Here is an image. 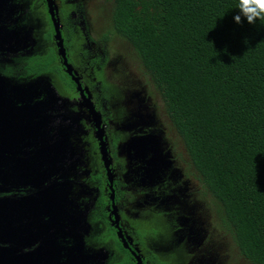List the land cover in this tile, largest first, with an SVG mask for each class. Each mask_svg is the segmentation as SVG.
Here are the masks:
<instances>
[{"label":"flooded vegetation","instance_id":"obj_1","mask_svg":"<svg viewBox=\"0 0 264 264\" xmlns=\"http://www.w3.org/2000/svg\"><path fill=\"white\" fill-rule=\"evenodd\" d=\"M0 9V37L19 32L13 47L0 41V74L19 84L48 79L63 101L64 119L55 125L80 118L70 135L67 177L52 174L45 184L68 181L75 203L63 231L55 230L54 264H253L152 75L116 31L114 1L0 0ZM36 192L24 186L0 198ZM43 251L37 238L25 253Z\"/></svg>","mask_w":264,"mask_h":264},{"label":"trees","instance_id":"obj_2","mask_svg":"<svg viewBox=\"0 0 264 264\" xmlns=\"http://www.w3.org/2000/svg\"><path fill=\"white\" fill-rule=\"evenodd\" d=\"M113 1L241 252L264 264V20L237 24L238 0Z\"/></svg>","mask_w":264,"mask_h":264},{"label":"water","instance_id":"obj_3","mask_svg":"<svg viewBox=\"0 0 264 264\" xmlns=\"http://www.w3.org/2000/svg\"><path fill=\"white\" fill-rule=\"evenodd\" d=\"M50 6L60 55L65 58L54 5ZM15 32L1 36L0 41L15 46L19 41V32ZM65 65L78 83L70 66ZM61 103L46 78L19 84L0 74V194L24 186L37 189L36 194L24 198H0V264H54L55 230L63 231V221L72 213L68 209L75 203L69 200L68 181L45 184L55 174L67 177L64 165L73 145L70 135L80 121L74 118L71 125H55L57 119H64L60 115ZM53 128H57L56 134L52 133ZM100 140L104 144L102 136ZM46 218L49 220L45 221ZM37 238L43 241V254L25 253L29 241Z\"/></svg>","mask_w":264,"mask_h":264},{"label":"clouds","instance_id":"obj_4","mask_svg":"<svg viewBox=\"0 0 264 264\" xmlns=\"http://www.w3.org/2000/svg\"><path fill=\"white\" fill-rule=\"evenodd\" d=\"M235 22L240 24L246 19L249 24L264 20V0H238Z\"/></svg>","mask_w":264,"mask_h":264}]
</instances>
